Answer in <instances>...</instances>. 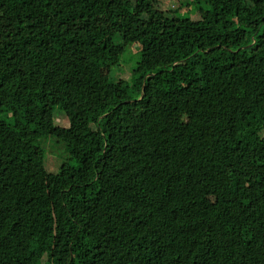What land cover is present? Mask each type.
Returning a JSON list of instances; mask_svg holds the SVG:
<instances>
[{"label": "trees", "instance_id": "1", "mask_svg": "<svg viewBox=\"0 0 264 264\" xmlns=\"http://www.w3.org/2000/svg\"><path fill=\"white\" fill-rule=\"evenodd\" d=\"M186 2L0 0V264H264V0Z\"/></svg>", "mask_w": 264, "mask_h": 264}, {"label": "rangeland", "instance_id": "2", "mask_svg": "<svg viewBox=\"0 0 264 264\" xmlns=\"http://www.w3.org/2000/svg\"><path fill=\"white\" fill-rule=\"evenodd\" d=\"M189 2V0H186ZM186 2V3H187ZM171 9H174L176 6L175 4L169 6ZM184 12V11H182ZM238 19L237 12L232 13V17L234 20ZM10 25V24H5ZM134 29L136 31L137 26H134ZM133 31V30H132ZM100 53L98 52V57H100ZM101 61V60H100ZM102 64V63H101ZM122 71L116 72L113 77L115 79H128L131 75V71L128 68V66H121ZM23 100H17L16 102L8 103V107L0 106V114L6 113L7 110L22 112L24 110V105L22 104ZM3 105V104H0ZM28 105H26L25 108H27ZM60 117V118H57ZM55 119L58 122L60 126H64L67 124V121L61 113V111H56ZM61 121V122H60ZM42 146L45 148L46 152V158H45V166L46 169L49 172H57L59 167L67 161L68 155L64 150V147L60 144H58L53 138L48 137L42 141ZM208 204L210 206H215V202L213 199L209 198ZM57 206L50 205L46 209V212L43 215H37L36 218V226L34 229L35 233V240L39 243H47V242H53L56 238L59 236H62L69 233V229L67 225L64 223L62 218L61 211H56Z\"/></svg>", "mask_w": 264, "mask_h": 264}]
</instances>
